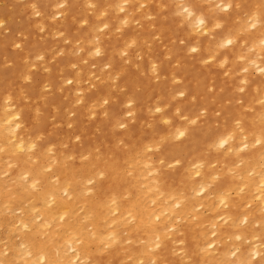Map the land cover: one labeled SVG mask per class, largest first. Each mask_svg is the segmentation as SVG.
<instances>
[{
	"label": "clouds",
	"instance_id": "1",
	"mask_svg": "<svg viewBox=\"0 0 264 264\" xmlns=\"http://www.w3.org/2000/svg\"><path fill=\"white\" fill-rule=\"evenodd\" d=\"M0 264H264V0H0Z\"/></svg>",
	"mask_w": 264,
	"mask_h": 264
}]
</instances>
